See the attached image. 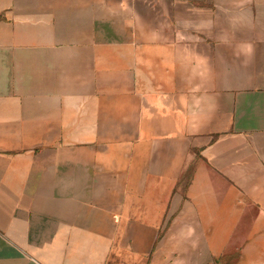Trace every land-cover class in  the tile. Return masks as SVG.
Segmentation results:
<instances>
[{
  "label": "rangeland",
  "instance_id": "374dc122",
  "mask_svg": "<svg viewBox=\"0 0 264 264\" xmlns=\"http://www.w3.org/2000/svg\"><path fill=\"white\" fill-rule=\"evenodd\" d=\"M48 1L59 2V19L17 26L30 30L28 45L43 39L44 47L60 50V60L29 69L25 78L13 76L14 109L22 110L13 127L24 128L10 135L9 155L41 157L46 172L75 168L78 184L92 175L109 191L124 188L126 212L138 209L129 203L132 190L157 196L162 218L147 253L137 259L134 230L125 228L122 241L118 229L111 252L124 248L122 264H264L258 260L264 245L236 244V237L215 246L220 258L201 259L198 248L213 246L179 244L188 230L164 203L166 194L188 193L207 146L236 141L246 147L255 137L264 149V0L166 4L143 22L106 17L98 8L76 14L74 0ZM11 29L2 7L0 46L24 42L5 33ZM168 171L176 173L171 181ZM115 263L110 256L108 264Z\"/></svg>",
  "mask_w": 264,
  "mask_h": 264
},
{
  "label": "crops",
  "instance_id": "0c3cea01",
  "mask_svg": "<svg viewBox=\"0 0 264 264\" xmlns=\"http://www.w3.org/2000/svg\"><path fill=\"white\" fill-rule=\"evenodd\" d=\"M166 4L251 6L253 0L73 2L76 14L88 15L98 8L106 17L125 14L142 22L150 20L149 14ZM49 5L48 0L0 3V10L6 9L12 26L5 33H12L15 39L24 38L23 43L0 46V264H108L110 256L116 259L115 264H122L124 248L111 252V246L118 229L124 241L125 228L134 230L130 238L139 259L141 253L151 249L155 230L160 227L162 209H157V196L141 198L139 190H132L129 203L138 209L126 212L124 188L109 191L92 175L80 178L82 182L78 184L75 168L58 167L46 172L41 157L28 153L9 155L14 149L10 135L22 133L24 128L13 127V121L22 117V110L14 109L13 76L25 78L29 69L40 70L44 63L60 60V50L44 47L43 39L40 45H28L25 41L30 30L26 32L17 24L59 19V2ZM38 32L37 37L45 36L43 30ZM24 126H28L27 119ZM225 143L207 146L203 158L196 159L193 184L185 196L165 195V210L171 206V215L178 213L174 221L188 230L178 243L213 246L198 248L204 255L201 259L220 258L222 252L215 246L229 245L235 237L236 244L264 245V149L255 137L246 147L236 141ZM175 175L168 171L165 179L171 181ZM144 206L153 209L141 211ZM244 236L248 240H241ZM254 237L258 240H252Z\"/></svg>",
  "mask_w": 264,
  "mask_h": 264
}]
</instances>
